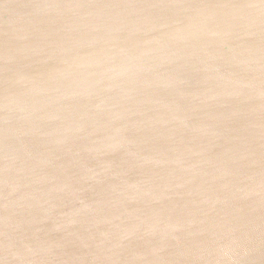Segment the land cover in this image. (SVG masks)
<instances>
[{
    "label": "water",
    "instance_id": "obj_1",
    "mask_svg": "<svg viewBox=\"0 0 264 264\" xmlns=\"http://www.w3.org/2000/svg\"><path fill=\"white\" fill-rule=\"evenodd\" d=\"M0 264H264V0H0Z\"/></svg>",
    "mask_w": 264,
    "mask_h": 264
}]
</instances>
